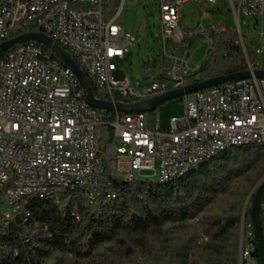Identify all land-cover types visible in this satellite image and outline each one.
<instances>
[{"label":"built area","instance_id":"built-area-1","mask_svg":"<svg viewBox=\"0 0 264 264\" xmlns=\"http://www.w3.org/2000/svg\"><path fill=\"white\" fill-rule=\"evenodd\" d=\"M127 1L0 0V44L26 33L48 36L75 60L96 97L113 104L133 106L200 82L206 68L192 63L195 36L187 41L180 26L183 10L219 0H156L161 72L139 89L114 65L126 59L136 41L119 24ZM226 2L236 27L210 26L197 33L204 37V61L217 59L212 35L230 30L238 35L248 70H264V0ZM244 27L258 37L251 52ZM183 98V117L171 119L165 130L157 117L150 129L145 112L91 107L75 74L42 45L11 48L0 58V228L17 218L26 222L27 206L36 198L63 208L79 200L94 207L114 182L133 183L140 172L158 169V183L167 184L230 149L264 144V79L252 76ZM261 213L264 225V199ZM238 264H261L245 212Z\"/></svg>","mask_w":264,"mask_h":264},{"label":"trees","instance_id":"trees-1","mask_svg":"<svg viewBox=\"0 0 264 264\" xmlns=\"http://www.w3.org/2000/svg\"><path fill=\"white\" fill-rule=\"evenodd\" d=\"M212 36L217 59L206 63L200 81L248 70L237 33ZM261 159L264 144H254L223 152L167 184L117 181L107 189L116 198L108 199L106 192L94 207L82 200L63 208L50 199H33L26 222L17 218L0 228V264H45L55 253L54 264H82L108 243L119 253L101 264H238L242 215L203 217L198 233L188 222ZM167 224L173 228L165 230ZM176 232L192 233L176 244Z\"/></svg>","mask_w":264,"mask_h":264},{"label":"rangeland","instance_id":"rangeland-1","mask_svg":"<svg viewBox=\"0 0 264 264\" xmlns=\"http://www.w3.org/2000/svg\"><path fill=\"white\" fill-rule=\"evenodd\" d=\"M131 3V4H130ZM134 0L125 3L119 24L124 28L127 34L136 37V41L125 60H116L114 65L117 69L124 71L130 84L139 89L141 86L148 85L155 81L154 76L161 72V47H160V12L156 0H138L135 5ZM120 7V6H119ZM224 25L227 28H235L236 22L226 0H219L217 5L199 6L188 4L183 10V20L180 23L182 29L188 33L187 41L190 42V35H194L193 44L190 48L193 54L192 63L202 62L206 65L205 54L206 47L203 46L204 37L197 35L198 32L209 28L210 26ZM243 35L249 52L252 50L251 43L257 42L258 37L253 29L243 28ZM156 59V62H155ZM144 78H149L144 81ZM62 83H65L62 78ZM193 98V94L187 96ZM185 113V99L178 98L168 101L153 111L145 112L149 128L154 129L157 117H159L160 127L165 130L169 127L170 120L181 118ZM158 169L155 171H143L137 174V180L150 181L158 183ZM264 183V159L259 160L254 167L245 173L242 177L233 180L227 191L220 194L212 204L195 220L189 221L194 232H200L199 221L203 217L222 218L242 215L245 206L249 203L251 208L252 199L259 187ZM249 211H247V214ZM249 215V214H248ZM173 225L167 224L165 230H170ZM192 232H176V239L180 241L185 235ZM198 253L197 251H195ZM115 253V254H114ZM114 243L104 244L95 252V259L82 264H101L118 255ZM59 257L55 253L45 264H54Z\"/></svg>","mask_w":264,"mask_h":264},{"label":"water","instance_id":"water-1","mask_svg":"<svg viewBox=\"0 0 264 264\" xmlns=\"http://www.w3.org/2000/svg\"><path fill=\"white\" fill-rule=\"evenodd\" d=\"M135 5L138 0H134ZM131 4V3H130ZM28 42H35L42 45L45 49L53 52L63 63L66 67H68L77 77L78 82L84 90L85 98L89 105L97 110L104 111V112H147L153 111L160 105L171 101L173 99L182 98L184 96L191 95L198 91L215 87L221 84H225L228 82H234L239 80L250 79L252 76H255L258 79H264V70H255L251 72L250 70H246L244 72L217 77L213 79H209L206 81L195 82L193 84H189L188 86L173 90L168 92L164 95L158 96L153 98L147 102H142L135 104L133 106H124L121 103H110L103 100H99L95 92L90 85L87 77L85 76L84 72L79 68L75 60L61 47H59L51 38L44 34L38 33H26L20 36H17L11 40L3 42L0 44V58L11 48L18 44H24ZM147 78L144 79V81ZM264 199V183L259 187L255 195L252 199V205L249 209V217L254 226V233L258 248V256L259 261L261 264H264V227L263 221L261 219V206ZM249 203L245 206V215H247Z\"/></svg>","mask_w":264,"mask_h":264},{"label":"crops","instance_id":"crops-1","mask_svg":"<svg viewBox=\"0 0 264 264\" xmlns=\"http://www.w3.org/2000/svg\"><path fill=\"white\" fill-rule=\"evenodd\" d=\"M129 3V0L127 1ZM203 64V63H202ZM145 79V78H144ZM148 79V78H147Z\"/></svg>","mask_w":264,"mask_h":264}]
</instances>
